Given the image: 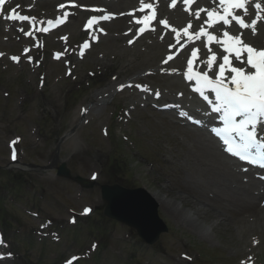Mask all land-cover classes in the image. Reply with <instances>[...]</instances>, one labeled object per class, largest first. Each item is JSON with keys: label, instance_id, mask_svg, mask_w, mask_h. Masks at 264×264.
Listing matches in <instances>:
<instances>
[{"label": "rangeland", "instance_id": "obj_1", "mask_svg": "<svg viewBox=\"0 0 264 264\" xmlns=\"http://www.w3.org/2000/svg\"><path fill=\"white\" fill-rule=\"evenodd\" d=\"M85 4L98 5L102 4V0H85ZM108 30L109 37L107 36L97 52H93L91 55L95 54L94 58L102 56L100 61L104 65L119 61L120 65L125 66V60L121 59L123 44L117 41L119 32L115 31L113 26L109 27ZM7 31L5 28L2 29L0 35V53L4 55L0 59V181L6 180V182L9 176L6 170L9 167L6 143L10 139L13 137L21 138V143L18 146L21 156L19 163L26 166L29 163L36 166L43 165L46 164L45 160H47L46 158L52 149L56 134L53 137V133L56 128L62 131L71 126L64 122L68 120V114L63 108V94L67 90V83L64 82V78L58 75L55 77L46 75L44 86L40 88L37 83L38 77L49 69L48 61H44L37 71L27 65L21 67L11 65L7 61V56L18 54L19 48L15 47L17 40L8 38ZM64 32L71 33V41L74 42V35L78 32V29L75 28V25L74 28L68 26L64 29ZM88 62L90 66L95 67V61L88 59ZM134 65L143 66L138 61H135ZM42 102H46L48 114L52 119V122H48L45 126L40 125L37 120L38 114H41ZM79 105L77 104V106ZM43 113L45 116L47 115L45 108ZM98 115L100 120L97 127L101 130L103 126L100 121H105L106 115L97 113L96 117ZM56 121L60 122L54 126ZM146 124L149 126L146 137L157 146L163 155H166L167 153L162 148L163 141L170 140L173 143L176 138L168 137L169 129L167 127H157L148 122ZM99 130L97 131L94 128L86 130L82 126L75 127L74 134L67 141L68 145L64 148V154L70 156L73 167L78 168V165L83 162L94 164L95 161H98L103 167L105 165L106 172L109 166L113 164L112 158L106 159L109 152L110 157H113L118 164L124 166L123 171L118 169L113 171L116 172L115 184L133 188V186H136L134 178H140L143 183L147 184L153 194H157L158 199L167 203V209L181 214L179 217L178 215L173 216L172 211H165V206L161 211L159 209V216L169 231L161 235L157 243L149 250L141 245L130 246L137 244L135 239L128 240V244L118 242L115 236L122 237L124 230L117 229L118 233L116 235H109L106 247L97 250V252L95 251L96 253L93 254L97 256L96 262L89 264H169L167 261L176 264L178 261L184 262L181 259L182 254L194 258L195 261L199 254L201 260L197 264H240V261H246L248 256L252 258L255 264H264L263 227L258 229L255 223L249 219L244 221L241 216L237 215H232L225 221L216 220L212 217L200 218L190 209V205L184 207L179 200L173 197V195L183 196L184 192L182 187L173 185L175 180H172V176H168L167 171L169 169L164 167L160 163L161 161L158 162L159 166H151L150 162L145 161L140 155H134V153H125L124 155L122 148L119 149L114 146L116 143L113 137L103 138ZM96 141L100 142L97 143ZM170 158L176 165H184L183 162L177 161V154L170 156ZM176 165L169 164V167L175 170ZM26 166L15 165L14 167L27 170ZM11 167L9 168L12 169ZM17 172L14 170L10 173L17 174ZM105 172L100 183L108 181ZM42 173L44 172L28 171L24 178H20L23 181V190L18 194V201H15L14 198L11 199L13 196L10 195V198L5 201L6 204L13 202L15 204L14 208L22 207L30 212L40 214L41 221L49 216H59L64 220L61 228L66 230L76 229L81 223L78 222L77 226L70 227L67 223L68 216L64 214L61 205L68 194L74 195L71 187H63V185L57 184L56 180L50 178L52 183L49 184L47 181L49 186L45 185V188L49 190L47 194L53 197L51 199L47 194L44 195L41 192L42 187L37 181ZM125 176L127 181L122 182L123 180L120 179ZM27 181L38 184L35 191L24 189ZM64 189L67 191H64ZM1 190L5 191L4 189ZM200 191H203V187ZM86 196L84 195V198ZM94 196L95 194L92 195V197ZM23 197L26 202L22 201ZM73 203L77 202L73 201ZM90 203H95V200H84L81 205L72 207V209L79 212L83 205ZM175 208L178 211H175ZM55 209L57 210L53 211ZM11 212H14V210ZM25 220V222H21L11 219L9 224L5 225L6 229L4 228L5 236L11 244L10 251L16 255V259L11 264H59L60 256L65 255L67 251V256L75 253L72 248L73 245L69 249L68 247H60L61 249H59L52 247L44 240L40 241V238L35 234L39 228V220H31L27 216ZM254 239L255 241H253ZM61 259L64 260L65 257Z\"/></svg>", "mask_w": 264, "mask_h": 264}, {"label": "snow or ice", "instance_id": "obj_2", "mask_svg": "<svg viewBox=\"0 0 264 264\" xmlns=\"http://www.w3.org/2000/svg\"><path fill=\"white\" fill-rule=\"evenodd\" d=\"M6 3H12V0H0V17L7 21H27L30 24L38 23L46 24L45 27H37L36 31L47 33L51 28L57 27L65 23L70 13L64 11L61 16H57L54 20L37 21L35 17L20 14L19 4L12 7L5 15L4 6ZM158 0H139L138 8L133 9L127 15L133 17V21L137 25H141L136 30V36H139L146 30L155 31L151 27L152 21L157 20L156 4ZM183 11L188 13L193 19H189L187 25L182 29H177L169 24L166 19L159 20V24L165 29H171L177 37V43L181 35L187 38L188 42H194L206 38L204 40V48L207 49L206 58H201L199 48H192L191 56L187 59L186 70L181 74L186 81L193 82L192 91L207 103L212 113L218 114L213 119H219L222 127H212L210 132L219 137L222 142V151L230 156L238 158L239 161L249 165L264 168V48H257L242 39V32L233 34L230 28L235 25L240 30L250 29L253 35L257 33V26L264 21V4L259 0H213L214 7H196L193 11L192 6L196 0H182ZM178 6V0H171L169 8ZM59 8L63 9L64 4H60ZM254 8V17L246 19ZM147 14L140 17L135 16V12L139 11ZM93 12H103V9L94 8ZM202 13L206 14V19L202 17ZM123 15V13H122ZM113 14L105 13L104 15H93L84 25L85 29H92L94 24L99 21L110 20ZM194 21H202L198 30H192ZM220 25L219 28L216 26ZM214 29V31H209ZM103 31V29H98ZM25 36H32V32L19 29ZM132 31V29H129ZM92 39H96L93 35ZM163 39V36H161ZM129 44L133 40L128 41ZM213 44L221 46L222 51L218 54L211 47ZM40 46V45H38ZM185 45L181 44L180 47ZM90 45L86 40L80 48V54L83 55L85 49ZM170 48L175 47L169 45ZM29 48H24L27 54ZM62 53H56L59 59ZM3 56V53H0ZM29 62L32 57L29 55ZM173 55H168L162 63L167 64L173 60ZM11 59L19 62L20 57L12 56ZM199 65L194 67V65ZM179 69H171V73L179 72ZM69 75L71 71L69 70ZM131 87V85H128ZM125 85H120L118 90H122ZM141 91L148 92L150 89L146 85H135ZM159 99L161 93L154 92ZM179 95H183L180 93ZM167 107V105H165ZM207 114V113H205ZM187 119L193 118L187 113H181ZM196 124H203V120H195ZM15 143V141H13ZM13 160L16 159L15 151L12 152ZM247 172L248 168H243ZM264 179V176L260 177ZM90 211L89 208L84 209V214ZM73 257L66 264H72Z\"/></svg>", "mask_w": 264, "mask_h": 264}, {"label": "bare ground", "instance_id": "obj_3", "mask_svg": "<svg viewBox=\"0 0 264 264\" xmlns=\"http://www.w3.org/2000/svg\"><path fill=\"white\" fill-rule=\"evenodd\" d=\"M261 1L264 4V0ZM133 2L135 0H117L115 3L109 4V6L116 4L129 6ZM165 13L171 20L175 15L179 14L177 11L174 13L165 11ZM248 40L264 45V27L262 26L260 28L259 37L248 36ZM162 49L163 44L153 41L152 46L147 48V56L155 61V58L160 54ZM205 143V140L201 137L193 140L194 145L192 154L190 155L193 156L192 166L190 156L184 154L183 159L185 160L186 166L193 167L197 177L185 183L187 187L185 189L186 191H184V196H180L181 198H179V196L173 195V197L179 200L184 207L190 205V209L194 214L202 219L212 217L216 220L225 221L234 214H249L256 220L255 222L257 224L255 226L257 227L259 225L258 223L264 220V207L258 205L257 198L250 199V192L254 189L250 188L245 190L238 180V175L229 171L230 164L228 159L217 148L214 154L211 147ZM202 187L203 192L201 194L204 197H201L197 191V188L200 191ZM174 210L178 211L177 208ZM171 213L173 216L178 215V217L181 214L174 211Z\"/></svg>", "mask_w": 264, "mask_h": 264}]
</instances>
